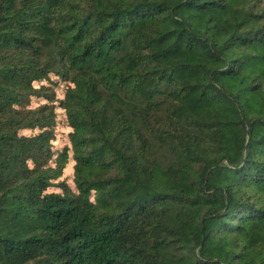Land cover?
<instances>
[{
	"label": "trees",
	"instance_id": "obj_1",
	"mask_svg": "<svg viewBox=\"0 0 264 264\" xmlns=\"http://www.w3.org/2000/svg\"><path fill=\"white\" fill-rule=\"evenodd\" d=\"M0 264H264V0H0Z\"/></svg>",
	"mask_w": 264,
	"mask_h": 264
},
{
	"label": "rangeland",
	"instance_id": "obj_2",
	"mask_svg": "<svg viewBox=\"0 0 264 264\" xmlns=\"http://www.w3.org/2000/svg\"><path fill=\"white\" fill-rule=\"evenodd\" d=\"M52 79H54V83L49 84V86L52 88V90L55 92V99H56V112H57V122L55 126V139L53 140L54 149L56 151H59L63 147L69 144V132L71 131V128L69 127L65 111L63 108L59 106V100L62 99L65 95L66 89H67V82L59 79L56 76H53ZM37 84V83H36ZM39 84V83H38ZM46 100H44L41 97H34L33 98V104L38 105L41 103H44ZM39 130H25L24 132L26 134H31L33 132H38ZM73 159L70 157L69 162L67 163V166L64 171L63 177L67 179V181L73 186Z\"/></svg>",
	"mask_w": 264,
	"mask_h": 264
}]
</instances>
